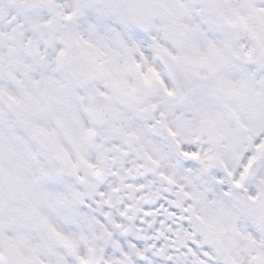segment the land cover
Masks as SVG:
<instances>
[{
  "label": "clouds",
  "instance_id": "obj_1",
  "mask_svg": "<svg viewBox=\"0 0 264 264\" xmlns=\"http://www.w3.org/2000/svg\"><path fill=\"white\" fill-rule=\"evenodd\" d=\"M0 264H264V0H0Z\"/></svg>",
  "mask_w": 264,
  "mask_h": 264
}]
</instances>
